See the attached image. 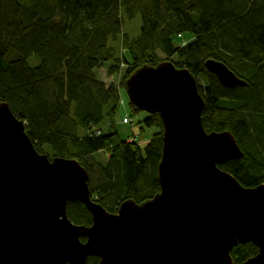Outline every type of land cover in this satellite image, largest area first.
<instances>
[{
  "label": "trees",
  "instance_id": "obj_1",
  "mask_svg": "<svg viewBox=\"0 0 264 264\" xmlns=\"http://www.w3.org/2000/svg\"><path fill=\"white\" fill-rule=\"evenodd\" d=\"M136 17L139 33L129 36L124 21ZM185 33L191 37L183 39ZM207 59L223 62L245 84L222 86ZM164 61L199 76L204 130L234 136L242 155L220 168L244 187L264 183V0H0V102L24 123L39 153L76 159L86 169L91 200L109 213L160 191L159 114L145 112L136 126L142 123L141 134L130 141L112 121L125 80ZM119 67L121 84L97 76ZM127 103L142 111L128 97ZM143 136L145 143H137ZM66 212L74 224L92 223L78 201L68 202ZM257 252L251 242L239 243L230 256L239 264ZM98 262L89 256L83 264Z\"/></svg>",
  "mask_w": 264,
  "mask_h": 264
},
{
  "label": "water",
  "instance_id": "obj_2",
  "mask_svg": "<svg viewBox=\"0 0 264 264\" xmlns=\"http://www.w3.org/2000/svg\"><path fill=\"white\" fill-rule=\"evenodd\" d=\"M205 67L224 87L245 84L221 61ZM125 92L161 118L160 191L141 204L125 200L116 213L91 200L76 159L39 153L0 102V264H83L89 256L98 264H233L232 247L248 242L258 252L239 264H264V183L244 187L220 168L242 152L230 132L204 130L193 74L171 61L142 66ZM71 201L90 212L89 226L68 218Z\"/></svg>",
  "mask_w": 264,
  "mask_h": 264
},
{
  "label": "rangeland",
  "instance_id": "obj_3",
  "mask_svg": "<svg viewBox=\"0 0 264 264\" xmlns=\"http://www.w3.org/2000/svg\"><path fill=\"white\" fill-rule=\"evenodd\" d=\"M139 25H140V19L138 17L133 18L131 20L127 19L124 21L123 31L127 33L129 36H135L139 33ZM190 37H191V34L185 33V36L183 39H189ZM177 41H179V39H177ZM112 45L116 49L117 54H119L120 42L116 41ZM96 72H97L98 78L103 79L106 82H115L117 84H121L123 82L122 77L124 75L125 69L124 67H119L117 68V71L115 72V74H112V75L110 74L108 75L105 68L101 70L100 69L96 70ZM197 80H199V76L197 77ZM121 89L122 88L120 87V91ZM120 94H121V100H120L118 108L116 109L114 119L113 121L112 120L111 121L114 123V126L118 134L120 135V137L127 141L128 140L130 141L131 139L135 138V136H137L138 134L139 135L141 134L139 127L142 125V123L137 128L136 127L138 125L137 121L141 120V117L145 116L146 113L143 110L140 112H133L128 106L126 92L122 91ZM108 122H109V119L106 118L102 126L104 125V128L107 127L106 125L108 124ZM144 130L147 131V129H143V132ZM153 131L154 130L152 129H148L147 134L150 133L148 134L150 136L153 133ZM145 140L147 139H145L144 136L140 139L137 138V143H140V144L145 143Z\"/></svg>",
  "mask_w": 264,
  "mask_h": 264
},
{
  "label": "flooded vegetation",
  "instance_id": "obj_4",
  "mask_svg": "<svg viewBox=\"0 0 264 264\" xmlns=\"http://www.w3.org/2000/svg\"><path fill=\"white\" fill-rule=\"evenodd\" d=\"M147 113V112H146Z\"/></svg>",
  "mask_w": 264,
  "mask_h": 264
}]
</instances>
